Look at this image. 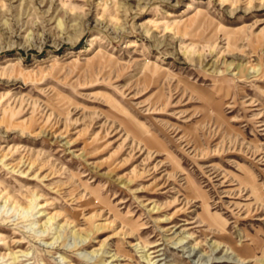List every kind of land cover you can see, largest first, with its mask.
Masks as SVG:
<instances>
[{"label":"rangeland","instance_id":"obj_1","mask_svg":"<svg viewBox=\"0 0 264 264\" xmlns=\"http://www.w3.org/2000/svg\"><path fill=\"white\" fill-rule=\"evenodd\" d=\"M0 264H264V0H0Z\"/></svg>","mask_w":264,"mask_h":264}]
</instances>
